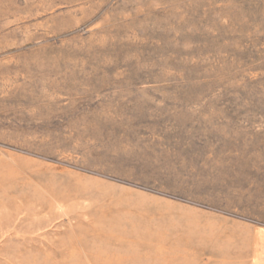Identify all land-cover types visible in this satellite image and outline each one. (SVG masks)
Returning a JSON list of instances; mask_svg holds the SVG:
<instances>
[{
    "label": "rangeland",
    "instance_id": "1",
    "mask_svg": "<svg viewBox=\"0 0 264 264\" xmlns=\"http://www.w3.org/2000/svg\"><path fill=\"white\" fill-rule=\"evenodd\" d=\"M100 262L264 264V0H0V264Z\"/></svg>",
    "mask_w": 264,
    "mask_h": 264
},
{
    "label": "bare ground",
    "instance_id": "2",
    "mask_svg": "<svg viewBox=\"0 0 264 264\" xmlns=\"http://www.w3.org/2000/svg\"><path fill=\"white\" fill-rule=\"evenodd\" d=\"M80 187V186H79ZM68 191L69 190H71V189H67ZM73 191V190H72ZM71 192V191H70ZM74 192V191H73ZM80 194H81V191H80ZM81 196V195H80ZM56 197V196H55ZM55 197H54V199H55ZM88 197V196H87ZM85 199V198H84ZM78 200V199H77ZM81 201V200H80ZM77 206H79V205H77ZM72 214V213H71ZM37 215V214H36ZM73 215V214H72ZM37 217H39V216H37ZM144 217V216H143ZM146 218V217H145ZM74 219V218H73ZM71 221V220H70ZM79 221V220H78ZM26 232V231H25ZM27 233V232H26ZM115 242V241H114ZM191 246V245H190ZM126 247V246H125ZM215 248V247H214ZM199 249V248H198ZM217 249V248H216ZM141 251V250H140ZM195 253V252H194ZM85 254V253H84ZM191 256V255H190ZM194 256V255H193ZM214 256V255H213ZM85 260V259H84ZM96 261V260H95ZM116 261V260H115ZM94 262V261H93ZM98 262V261H97ZM223 262V261H222ZM227 262V261H226ZM142 263V262H141ZM97 264H99V263H97ZM100 264H101V262H100ZM102 264H103V262H102ZM111 264V263H110Z\"/></svg>",
    "mask_w": 264,
    "mask_h": 264
}]
</instances>
